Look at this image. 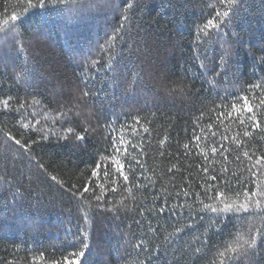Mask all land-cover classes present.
Returning a JSON list of instances; mask_svg holds the SVG:
<instances>
[{"label":"trees","instance_id":"16d2710c","mask_svg":"<svg viewBox=\"0 0 264 264\" xmlns=\"http://www.w3.org/2000/svg\"><path fill=\"white\" fill-rule=\"evenodd\" d=\"M66 3L0 0V264L62 261L82 233L81 264H219L250 222L264 228L260 209L204 207L264 192V0L207 32L219 0ZM241 95L258 128L218 118ZM119 138L129 181L110 163ZM226 264H264V238Z\"/></svg>","mask_w":264,"mask_h":264},{"label":"snow or ice","instance_id":"6c2138e0","mask_svg":"<svg viewBox=\"0 0 264 264\" xmlns=\"http://www.w3.org/2000/svg\"><path fill=\"white\" fill-rule=\"evenodd\" d=\"M54 3H59L65 5V7H68V4L66 3V0H53ZM85 2L88 4L89 7L94 6V0H85ZM49 0H27V4L29 8L31 7H41L44 8L48 5ZM71 3L76 5L75 9H71V11L77 10L81 5L79 3V0H71ZM220 8H218L215 12V15L212 18H209L204 23L203 27L200 29L201 32H207L208 30L212 29H218L222 27L225 23L227 18L230 17V15L234 12L238 0H219ZM27 11V9H25ZM10 20H16L18 17L13 14L10 18ZM126 19V17H125ZM8 21H4V24H7ZM112 48V44H108L107 51L110 52ZM105 50H102V55L104 54ZM230 53L227 49H225L223 57L226 58L229 56ZM93 64H97L98 61H92ZM255 87H261L260 85H256ZM10 100H5L3 102V106L5 109H8L10 106ZM238 100L242 102V107H238L236 102H233L231 107L235 111L236 115L233 116L232 112L228 113H220L219 117L220 119L223 118H229V119H237L241 124L244 123L245 119H247L250 122V127L252 128H258L260 126V121L258 120L257 116L255 115V109L252 103H250V98L247 95H241L238 97ZM260 103L264 104V101H261ZM23 107V105H21ZM248 114V115H244ZM138 122V121H137ZM24 127H29L28 124H24ZM211 127V125H210ZM71 131V129H69ZM135 131V129H133ZM213 135H215L213 133ZM249 132L245 131L244 136H248ZM13 139L14 143L17 145H20L21 147H26V144L21 145V141L19 139H15L13 137H10ZM78 140H82V136L76 137ZM194 139L199 142L201 137L195 136ZM227 139V137H225ZM236 143L239 145L240 141L237 140ZM123 147L124 154L127 155L128 149L125 146V141L123 138H119V144L113 143L112 150L116 154L112 157L110 163L114 169V171L118 174V176L123 181H129V176L125 174V163H122L119 157L121 153V148ZM187 148L188 145H185ZM197 147H199V143H197ZM211 151L213 153H216L218 149L216 147H212ZM244 155L247 157L249 154L247 152L244 153ZM264 160V156H262L259 160L256 161L257 164H260L261 161ZM108 165L106 164L104 166V178L106 179L108 176L107 172ZM101 168L100 164L96 165V168L92 171L91 175L93 178H100L99 176V169ZM204 172H207L208 169H203ZM255 175V173H253ZM53 180L56 179V177H52ZM213 180L216 179V177H212ZM99 187H103V185H99ZM91 186L85 185L83 188V192L87 193L90 191ZM113 191H116V189H113ZM187 194V193H185ZM246 199L244 202L241 203H235V202H224L221 200L222 207H212L211 205H204L205 208H209L213 213L221 214V213H231V214H240V213H254L256 209H260L264 211V204L261 203V199L264 198V192H251L250 194L247 193V190H245ZM239 195V194H237ZM225 193L223 192H217V197H224ZM259 197V198H257ZM99 199V197L97 198ZM161 213L165 211L164 207H161L159 209ZM85 220H87V216H85ZM177 232L181 231L180 228L176 229ZM261 238H264V228L262 227H255L254 222H250L247 228L246 232H242L237 236L236 239H234L228 246L225 247L224 251L219 252V264H226L227 262H231L234 259H238L239 257L243 255H247L250 250H254L258 244V240ZM81 244V247L78 251L70 252L68 255H65L63 257L62 261H55L54 264H81V258L85 256L86 252L85 250L90 248V244L83 242V233L81 234V239L79 241ZM75 247V244L72 245ZM199 251V249H197Z\"/></svg>","mask_w":264,"mask_h":264}]
</instances>
